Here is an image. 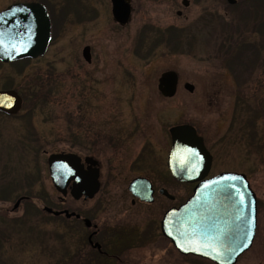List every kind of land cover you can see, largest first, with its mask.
Instances as JSON below:
<instances>
[{
  "label": "rangeland",
  "instance_id": "obj_1",
  "mask_svg": "<svg viewBox=\"0 0 264 264\" xmlns=\"http://www.w3.org/2000/svg\"><path fill=\"white\" fill-rule=\"evenodd\" d=\"M13 1L0 0V8ZM261 1L238 0L236 6L224 7L223 0H191L177 17L175 10L180 8L169 10L155 0H132L131 23L120 31L112 28L108 14L97 4L96 22L84 27L68 24L62 36L56 29L49 54L26 65L25 72L14 75L3 66L2 83L12 81L15 85H22L27 73L44 72L39 79L43 84L35 82L29 94L31 99L36 94L47 98L32 100L36 105L24 118L9 121L0 117V217L5 218L4 223L0 221L5 239L0 245V264H97L86 244V229L61 216L51 218L41 210L43 205L56 210L81 207L69 197L63 206L57 202L61 194L51 184L47 158L53 153H75L99 161L101 188L87 207L98 203L100 212L94 219L100 226L107 227L125 216L144 219L148 208L135 216V210L130 211L125 201L123 208L119 206L120 200L128 198L127 183L136 176L170 183L166 171L171 148L169 130L178 124H191L204 132L207 141L215 144L216 167L239 168L248 176L259 202L264 203V71L252 80L256 82L250 81L255 64L250 55H264V5L260 9L257 6ZM50 2L62 8L76 7L75 0ZM170 23L182 30L175 50L157 44L154 37L155 29H164ZM142 28L145 34L140 39ZM84 45L92 49L90 66L77 57V50ZM250 46L259 48L250 50ZM241 54L245 55L242 63L231 70L242 78L248 76L249 81L241 82L242 94L224 93L219 88L232 87L233 83L223 78V58ZM171 69L177 72L180 83L176 95L164 99L156 90L157 78ZM184 82L194 85L193 93L183 89ZM254 84L258 89L252 91ZM235 98L258 114L254 118L252 113L242 111L241 139H234V131L227 132L229 121L233 124L230 104ZM248 117L254 119L258 134L252 142L245 135L250 128L245 126ZM24 120L30 121L28 126H24ZM215 172L218 169L212 174ZM169 187L180 201L190 191L186 184L170 183ZM21 196L31 200L14 209ZM263 236L261 217L258 238ZM261 253L251 251L239 264H257ZM145 257L140 264L148 262V255ZM190 263L178 259V264Z\"/></svg>",
  "mask_w": 264,
  "mask_h": 264
},
{
  "label": "water",
  "instance_id": "obj_2",
  "mask_svg": "<svg viewBox=\"0 0 264 264\" xmlns=\"http://www.w3.org/2000/svg\"><path fill=\"white\" fill-rule=\"evenodd\" d=\"M111 2L114 21L122 25L128 22L129 5L124 0ZM49 40L50 21L42 5L15 3L0 12L1 61L41 56L45 53ZM178 80L175 70L162 72L157 79L160 95L163 98H173L177 92ZM183 87L188 93L194 91V86L190 83H185ZM20 107L21 99L17 93L0 92V109L14 114ZM169 134L171 148L167 167L171 175L180 183L196 185L192 196L185 203L163 215L161 232L181 254L191 253L208 258L216 264H234L237 257L250 246L255 233L256 196L244 174L224 172L207 178L211 155L192 126H173ZM47 164L51 184L57 193L65 196L71 182L69 191L74 199H79L82 195L92 197L98 192L100 184L97 170L84 171L80 158L75 153L50 154ZM129 190L140 199L152 200L151 186L145 178L132 180ZM22 199L16 200L14 209ZM43 211L54 216L64 215L68 219L73 216L78 218V215L67 210L54 211L44 207ZM250 220L253 221L251 229ZM85 224L90 225L88 220H85ZM245 243L248 244L247 247H244Z\"/></svg>",
  "mask_w": 264,
  "mask_h": 264
},
{
  "label": "flooded vegetation",
  "instance_id": "obj_3",
  "mask_svg": "<svg viewBox=\"0 0 264 264\" xmlns=\"http://www.w3.org/2000/svg\"><path fill=\"white\" fill-rule=\"evenodd\" d=\"M105 5H103V2ZM156 2H159L160 4L165 5V9L173 10L174 8H180L178 10H175V15L177 17L182 16V13L190 6L191 0H155ZM225 1L224 7L229 6L233 7L238 4V0H234L233 3H230L228 0ZM244 1V0H242ZM246 1V0H245ZM76 7L71 8L68 6V8H62L57 7L56 4H51L50 0H14L13 2L7 4L6 6L0 8V12H2L4 9H6L8 6L15 4V3H38L42 5L47 14L50 21V40L48 43V46L46 48V51L43 55L35 57V58H21L9 62H3L0 60V92L1 91H14L17 93V95L21 99V107L20 109L14 113L9 114L2 109H0V117L4 116L7 117L9 121H16V119L24 118L28 116L29 112L32 110L34 105H36L33 98L31 99V90L34 89L35 82L37 84H43L42 80H39L41 75L45 74L44 72L40 70H35L30 72V74L27 73V75L23 78L22 85H15L12 83V81H7L5 83H2V68L3 66L9 67L13 74L16 75L17 72L23 73L25 72L24 67L28 64L37 62L41 59H44L48 54L53 44V39L55 37L56 29L59 31V36H62L64 34L65 27L68 24L76 23V25L85 26L86 24H89L91 22H96L98 10L99 8L96 6L97 4H101L102 8L101 11L104 12V14H108V21L110 22L111 26L115 31H120L121 29H125L129 26L132 20V15L134 13V7L132 4V0H124L125 3H127L130 7V18L128 22L125 24H120L119 22L114 21L113 14H112V2L111 0H75ZM123 2V4H124ZM198 3H200V0H197ZM85 13V15H83ZM205 15V14H204ZM228 15L224 13V17H227ZM201 26H204V23H200ZM64 27V28H63ZM63 29V30H62ZM113 29L112 32L114 31ZM145 28H142L140 32V39L141 35L145 34ZM155 28L151 27V30L153 31ZM182 30L179 29V27L173 23L168 24L165 26L164 29H155V40L156 43L159 45H165L170 47V49L175 50L174 48L178 45L177 41L179 38L178 32H181ZM96 35H92L93 37ZM80 39V38H79ZM138 39V40H140ZM243 40H239L240 44L245 43ZM246 46V45H241ZM240 46V47H241ZM239 48V47H238ZM251 48V46H250ZM259 47H256L255 49L258 50ZM247 49V48H246ZM252 47L250 50H253ZM254 49V50H255ZM248 50V51H250ZM78 52V59L81 60L82 63H85V65L90 66L93 62V54L92 49L89 45H84L83 47L80 46V48L77 50ZM262 52H264V49L262 48ZM76 53V52H75ZM85 53V54H84ZM245 55H235L230 56H224L223 61L226 65H224V73L223 78L227 79L230 78L231 82L233 83L232 87L228 86H221L219 88L220 91L224 93H232L235 95L242 94V87L241 82L243 79H246L249 81L248 76L242 78L239 75V72L233 73L232 68L236 69L238 65H240L242 62V57ZM250 59L253 58L255 62L254 65H252L251 69V77L250 81H252L254 78L259 76V74H263L264 71V55H250ZM255 56V57H254ZM263 57V58H262ZM235 61V62H234ZM172 70V69H171ZM239 70V69H237ZM240 71V70H239ZM160 76V75H159ZM43 77V76H42ZM37 79V80H36ZM158 79V78H157ZM36 80V81H35ZM224 82V81H223ZM222 82V83H223ZM256 81H252V84ZM180 81L178 80V86ZM185 83L182 84V87ZM194 86V85H193ZM39 88V87H38ZM184 89V87H183ZM253 89L257 90L256 84L253 85ZM156 90L159 93L157 86ZM185 90V89H184ZM178 91V87H177ZM177 93V92H176ZM160 95V93H159ZM161 96V95H160ZM162 97V96H161ZM163 98V97H162ZM168 99V98H164ZM172 99V98H170ZM232 109H231V115L230 119H233V124L231 121H229L230 125L227 126V132L234 131V139H241V133L243 128L242 123V111L246 110V112H250L254 115V118L258 115L256 110L253 108L247 109L246 103L239 102L237 98H235L234 103H231ZM248 124L246 123L245 126H249L246 129L247 136L250 137V141H254V138H258L257 132L254 130L253 121L254 119L251 118L248 119ZM25 123L24 126H28L30 123L29 120H24ZM242 123V125H241ZM2 125V120L0 119V126ZM183 125V124H178ZM192 126L195 130L198 136H200L203 139V143L209 154L211 155V166L209 170V174L207 178L214 177L218 174L224 173V172H232V173H238V174H244L241 170L238 171L239 168L235 167L234 169H226L221 166L216 167V151L214 150L215 144H210L207 139L204 132H200L199 129L191 124H187ZM176 126V125H175ZM235 126V129H232ZM94 132H96V136L100 137V133L98 130L94 129ZM2 133V128H0V135ZM170 135V134H169ZM170 151V149H169ZM78 155V154H76ZM169 155V153H168ZM80 163L83 167L84 171L94 170L96 169L98 172V182L100 184L99 190L101 188V180H100V163L99 161L94 158L91 155H84L80 156ZM89 159V160H88ZM95 162V165H92L91 163ZM139 162H143L141 159ZM136 165L139 164L137 161L135 162ZM135 165V164H134ZM167 165V162H166ZM140 167V166H139ZM46 168L48 172V164L46 160ZM237 168V169H236ZM138 169V166H137ZM215 169H218V172H215L212 174V171ZM166 171H169L168 167ZM170 175V183L172 184H186L187 186H190V191L188 192V195L186 198L182 201H180L179 196L176 192H173L172 189L169 187V182L165 183H156L151 177L147 176H136L132 179H130L127 183L126 191L128 198L120 200V205L122 208L124 207V201L128 204V208L131 210H135V216H140L141 209H151L149 210V213H147L146 210V216L144 219L140 216L138 219H130L129 216H125L122 219H118L115 221L114 224L108 225L107 227H102L98 223L95 222V215L99 214V205L94 204L90 207H87V204H91L95 198V196L98 194L95 193L92 197H85L82 195L79 199H74L70 195V187L71 183L67 187V193L66 195H60L58 196L57 202L63 206L65 205V202L67 201L68 197L75 202H78L80 204V208H77L76 210H69L66 208H59V210L53 209L52 207L43 205L41 208L42 212L48 216L55 217L52 214L46 213L43 211L44 207H49L53 209L54 211H64L67 210L68 212H73L75 215H78V218L76 216H73L71 218H65L64 215H60L65 220H73L79 227H83L86 229L87 233H85V240L87 246L90 248V253L95 255V258L92 259L95 263L100 264H140V260L145 261L146 257L145 255H148V262H142V264H178V259H188L191 261L190 264H216L212 260L208 258H204L198 255L194 254H181L170 242L168 238L163 236L161 232V220L163 218V215L172 208H177L183 203H185L193 194V189L196 185V183L193 184H187V183H180L176 181L173 176L171 175L170 171L168 172ZM49 175V172H48ZM246 176V179L249 182V186L253 193L256 196V229L254 236L252 238V241L250 243V246L242 252L236 259L234 264H239V262L244 258L248 253L251 251L261 253L260 259L257 260V264H264V236L260 239L259 237V219L264 217V203H260L258 200V197L252 188L250 181L248 179V176ZM50 178V176H49ZM136 178H145L149 181L151 190H152V200L146 199H140L138 196H136L132 191L129 190V185L132 180ZM51 181V180H50ZM55 190V189H54ZM165 191L166 193L162 192ZM145 192V191H144ZM147 193V191L145 192ZM23 198L19 205L24 201H30L31 199L27 196H21L18 197ZM17 199V200H18ZM46 199H48V202L51 203L50 196L46 195ZM18 205V206H19ZM33 207V204L30 205ZM118 206V207H119ZM87 207V208H86ZM121 208V209H122ZM139 208V209H136ZM114 210H117L114 208ZM123 210V209H122ZM13 211V210H12ZM125 212L128 213V211ZM85 220H88L90 225L87 226L85 224ZM98 245L99 248L96 246ZM143 253L144 257H137L136 255ZM142 255V256H143Z\"/></svg>",
  "mask_w": 264,
  "mask_h": 264
},
{
  "label": "trees",
  "instance_id": "obj_4",
  "mask_svg": "<svg viewBox=\"0 0 264 264\" xmlns=\"http://www.w3.org/2000/svg\"><path fill=\"white\" fill-rule=\"evenodd\" d=\"M258 1V0H257ZM252 2L254 3V0H252ZM262 2V4L260 3V4H258L257 6H258V8L260 9V8H262V6L264 5V0H262L261 1ZM41 97V100H44L45 101V98H47V96L44 94V95H42V94H36V95H34V99L35 98H37V99H39ZM51 217V216H50ZM52 218V217H51ZM53 218H55V217H53ZM5 219V218H4ZM4 219H3V217H0V221L2 222V223H4L5 221H4ZM23 224V223H22ZM2 241H5V239H4V237H2V233L0 232V245H1V242ZM0 250H1V246H0ZM89 261H90V259H89Z\"/></svg>",
  "mask_w": 264,
  "mask_h": 264
},
{
  "label": "snow or ice",
  "instance_id": "obj_5",
  "mask_svg": "<svg viewBox=\"0 0 264 264\" xmlns=\"http://www.w3.org/2000/svg\"><path fill=\"white\" fill-rule=\"evenodd\" d=\"M241 203H243V200H241ZM252 223H253V221H249V227H250V229H251V225H252ZM248 239L250 240L251 239V230H249V233H248ZM248 246V244L247 243H245L244 244V247H247Z\"/></svg>",
  "mask_w": 264,
  "mask_h": 264
}]
</instances>
